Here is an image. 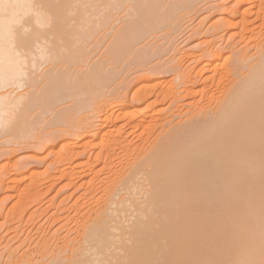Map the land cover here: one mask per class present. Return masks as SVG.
<instances>
[{
	"label": "bare ground",
	"instance_id": "1",
	"mask_svg": "<svg viewBox=\"0 0 264 264\" xmlns=\"http://www.w3.org/2000/svg\"><path fill=\"white\" fill-rule=\"evenodd\" d=\"M191 1L0 0V132L11 135L12 144L24 139L38 153L49 150L52 163L65 165L56 173L80 180L79 186L73 182L78 190L71 197L84 188L74 198V211H90L83 223L74 220L82 224H76L82 238L75 249L83 252L70 264H264V43L255 39L264 33L258 32L264 0H231L227 6V28L242 26L241 38L250 31V39L263 44L255 43L257 60L241 80L198 72L203 90L224 78L230 84L222 85L212 109L203 114L200 107L195 120L157 137L148 122L161 98L171 96L158 76L173 72L174 65L140 69L134 84L119 79L125 65L157 49L147 39L164 32ZM103 30H109L105 49L96 58V43L90 42ZM211 43L207 57L218 58ZM197 62H204L202 54ZM192 69L188 82L197 76V65ZM41 122L57 130L38 138ZM146 123L154 140L135 148L123 127L136 130ZM9 164L0 167V184ZM12 166L13 175L5 174L16 185L18 163ZM88 248L95 259L84 257L91 254Z\"/></svg>",
	"mask_w": 264,
	"mask_h": 264
},
{
	"label": "rangeland",
	"instance_id": "2",
	"mask_svg": "<svg viewBox=\"0 0 264 264\" xmlns=\"http://www.w3.org/2000/svg\"><path fill=\"white\" fill-rule=\"evenodd\" d=\"M234 2L236 1L232 0L233 4ZM230 3L231 0L228 2L227 0L191 1V6L178 13L175 18L171 20V25L165 28L164 32H158V34L156 33V35L154 34L151 38L147 39L148 44L156 43L155 46L158 45L157 49H155L157 50V52H154L155 50L153 48L154 51L149 52V55L146 59L138 60V62L136 63L132 62L127 65H125L127 59H125L117 66V69H120L125 65L120 73L119 79L125 78L128 81H133V84L138 82V79L142 77L141 75H143V72L140 69L147 67H159L158 65L168 68H172L173 65L175 66L173 72L158 76V78L161 77L160 82H163V80L166 82L168 81L167 83L164 82L166 86L163 85V90H167V93H171V96H168L164 100L163 98H161L162 100L158 102L159 104H157V107H155L153 110V115L150 116L151 118H149L148 122L150 124H155L154 126H156L155 130L153 129L152 131L153 133L154 131L156 133L154 134V136L157 137V135L169 134L168 131L171 130L172 126L181 125L184 122H189L191 119L195 120V118L200 113L198 111L200 110V107L201 111H203V114H205L207 110L212 109L214 105L218 103L216 102V100L220 99L223 92L225 91L224 88L230 80L229 75H231L232 80L236 78L241 80L244 75L248 76V74L251 73L250 69L255 65V60H257L256 51H259V47L255 46V43H264V35H262L264 33H260V29L261 31H263L262 28H264L263 21L258 22L259 31L258 28H256V31H258L260 35H257L259 39L257 37L255 38L257 41L261 40L263 43L260 41V43L257 42L254 38L253 39L255 41H253V39H250V34H252L250 33V31L249 33H246L247 36L244 35V38L248 36L250 37L244 40L239 34L243 31L242 26H238L237 28L233 29L227 28L228 18H231L227 10V6L230 5ZM122 11H120V14L122 13ZM259 18L263 20L262 17ZM260 22L262 24H260ZM248 29H250V27ZM108 32L109 30L100 31L97 34V37H94L91 40L90 45L96 43L95 49L91 53L92 56L97 55L98 52H101L105 49L104 46L107 38L106 35L108 34ZM235 32H237L238 35L235 37L233 36L232 38V35H236ZM259 36H263L262 39H260ZM209 40L210 42H212L211 47L219 50L220 55L216 56L218 58H215V55L213 56V58H210L212 57L211 54L207 57V45L209 43ZM208 46L210 47V44ZM201 54L204 58V62L202 64L197 62V58ZM187 56L190 58L191 56H194L195 58H191L193 62H189L190 58L188 59ZM97 57L98 55L96 56V58ZM195 64L197 65V69L195 71L197 73L195 75L197 76H193V78H191L190 82L193 83L191 85L185 75L190 73L188 72V70H193L192 66H196ZM202 70L204 71L206 76H213V74H217L216 76H225L226 78L228 77L229 80L224 78L222 80V84L218 82L216 83V85L212 84L210 86V84H208L209 88L208 90H206L207 88L202 83L203 80L200 79V77L202 76L198 74V72L200 74L201 72L203 73ZM227 71H229V74L225 75ZM184 72L185 74H183ZM179 76H181V79L178 78ZM175 78L176 80L178 78L179 81H174ZM197 78H199L200 81ZM192 79L194 80L192 81ZM224 80L226 81L224 82ZM186 82H188V85L186 84ZM171 83L175 84V86L177 85L176 88L178 89L175 88V90H177L176 94L174 93L175 91H173L171 88ZM229 84L230 83H228V85ZM222 85L224 86V88H221L223 87ZM228 85L226 86V88L228 87ZM132 86L133 85H131L128 90H130ZM218 86H220L223 91H221ZM204 87L206 88L204 89L205 91L202 89ZM128 90L126 89L123 91ZM191 91L194 92L191 93ZM131 102L133 103L135 101L131 100L130 103ZM191 105H194L195 107ZM210 105L213 107H211ZM203 109L205 110V112ZM188 114L190 115L187 116ZM48 117L50 118L49 115L45 116V119L43 120H45V122H48ZM163 120L165 121L162 122ZM162 124H166L165 127L164 125L161 126ZM44 125V122L42 124H39L40 127H38V130L36 131V137L40 135L42 136L44 132H50L57 127L48 125L45 127ZM146 125L147 123L144 125L145 130L143 129V126H139L141 128H136V130H133V128L125 125V128L123 127L124 131H122V135L124 133L125 134L123 136L128 135L126 136L127 139H129L128 142L131 141L130 143H133L134 146H149L148 140H150L149 142H153L154 138L153 140H151V138L154 136L152 135L153 133L148 130L149 133H151L150 135H152V137H147L149 133L146 130ZM43 126L46 129L42 128ZM58 127L59 129L61 128L60 126ZM40 129H42L41 132ZM11 139L13 140V137L11 135H5V133L0 132V167L5 161L9 159L11 160V164H9L10 169L14 167L12 166L13 163H18V170H16L15 172L19 171L17 177L20 175L18 177L20 181L19 183L17 182L15 185V183L13 184L12 182H10L11 184H8L7 180L10 174H12L11 172L13 169L6 170L7 173L5 171L1 172V174L4 173L3 175H1L2 180H4L5 177L7 179L5 178L6 184L3 181L2 184H0V264H70V258L72 259V257H74L75 254L78 255V253V256H81L80 253L83 252L82 250H79V252H77L78 250L75 249V247L78 245L77 242L82 238L80 236L79 239V235H81V232L77 233L79 232L77 230L82 231V229H80V226L82 225L81 220H83L84 218L83 215L90 211V208L88 209L87 207H92L88 205L86 207L88 210L85 208V206L82 207L83 210H87L88 212H84L85 214L82 213V215H79L80 217L77 216L78 212L74 211L76 209L74 208V205L76 203L75 197L80 196V193L84 192V188L80 192L82 188L78 187L81 188L79 190V194L77 192H74L73 194L75 196L73 195V197H71V193L75 191L76 186H79L80 180L78 181L76 177V179H74V177L70 178L69 176H67L69 178L62 176V178L61 175H59L60 173H56L58 169H61L65 165L58 166L52 163L53 156H50L51 154L49 150H46L44 152L40 151L38 153L35 148H31V143H29L27 140L26 142H24V139H16L17 141L14 140L15 143L12 144L13 141L9 142V140L11 141ZM146 139L148 140L146 141ZM143 140L148 144H146ZM136 146L135 148H137ZM140 147L138 148L140 149ZM47 152H49V155L47 154ZM46 154L47 158L45 160H39L38 158H36L37 155H42L45 157ZM48 156L51 158H48ZM52 164L54 165L52 166ZM48 168L49 170H47ZM54 168H56L57 170ZM15 169L17 168L15 167L14 170ZM53 175H55L56 177H52ZM69 179H74V181L71 180L72 184L69 183L70 188H68V186L66 187ZM70 180L69 182H71ZM76 181H78L77 184ZM73 182H75V188L73 186ZM77 190L78 189H76V191ZM76 216L78 217V219L80 218L81 222H75L77 221ZM132 220L134 219H131V221ZM77 223L81 225H79L78 227ZM89 250L90 251L88 252L91 254H88L85 251V255L88 254V256L84 255V257H91L92 259H95V257L97 256L95 255L94 257L93 255L94 249ZM91 250L93 251V253ZM78 256H76V258ZM99 259L101 260L100 257ZM97 263L98 262H90L88 264ZM100 263L105 264L106 261H100L99 264Z\"/></svg>",
	"mask_w": 264,
	"mask_h": 264
}]
</instances>
